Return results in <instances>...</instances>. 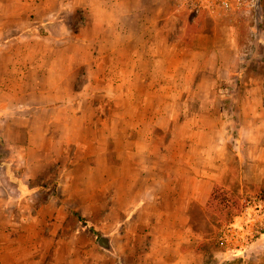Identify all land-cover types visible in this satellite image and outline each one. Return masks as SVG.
<instances>
[{
    "label": "crops",
    "instance_id": "obj_1",
    "mask_svg": "<svg viewBox=\"0 0 264 264\" xmlns=\"http://www.w3.org/2000/svg\"><path fill=\"white\" fill-rule=\"evenodd\" d=\"M27 35L19 30L0 46V54L10 59L5 70L11 71L0 89V146L7 151L0 157V264L48 263L47 246H52L51 263L59 264L60 220L79 210L76 200L91 229L117 230L124 247L138 248L137 255L103 256L114 258V264H200L194 216L199 207L205 211L214 186L229 173L226 98H190L191 91L187 98L144 94L153 87L187 85V64L174 68L171 37L162 49L170 57L164 64L151 45L136 50L150 60L136 61V87L144 92L135 98L113 95L105 104L90 98L94 88H88L100 86L110 96L109 88L120 86L106 75V62L93 57L84 62V54L76 61L73 52L63 62L67 52L52 48L50 62L40 57L27 69L22 61ZM225 75L196 70V88L213 90ZM93 105L97 111L88 112ZM234 105L244 129L236 141L244 137L260 146L258 158L264 160V99L243 98ZM103 119H111L112 131ZM124 123L133 138L126 137ZM154 247L162 253L154 255ZM95 263L88 258L82 264Z\"/></svg>",
    "mask_w": 264,
    "mask_h": 264
},
{
    "label": "rangeland",
    "instance_id": "obj_2",
    "mask_svg": "<svg viewBox=\"0 0 264 264\" xmlns=\"http://www.w3.org/2000/svg\"><path fill=\"white\" fill-rule=\"evenodd\" d=\"M54 1L0 0V46L15 32H28L23 39L26 53L22 58L27 69L40 57L50 62L52 48L67 52L61 56L63 62L70 52L74 53L72 58L76 61L84 54V62L92 57L96 62H106V75L120 83L117 88H109L110 96H104L100 86L88 88L89 92L94 88L90 98H103L105 104L113 95L135 98L136 94H141L139 90L144 92V88L136 87V61L143 55L142 52L136 55V50L151 45L161 53L157 62L164 64L170 57L165 56L162 49L165 41L170 45L172 37V62L174 68L187 64L184 71L187 85L153 87L144 94L150 98L156 94L159 98H187L191 91L190 98H226L230 104L229 108L226 104L231 138L227 152L229 173L225 174L224 183L216 184L220 199L224 198L222 209L225 211L208 208L209 200L205 211L199 207L194 216L196 228L199 226L197 255H200V264H264V160L258 158L263 152L260 146L245 141L244 137L236 141L244 129L234 107L243 98L264 99V0H75L73 5L63 8L55 6ZM74 30L80 33L68 39ZM5 55L0 54V89L4 87V77L11 72L5 70V64L10 62ZM142 62L146 64L150 60L142 57ZM200 69L215 73L219 70L226 75L218 78L213 90L206 86L196 88L198 77L195 80L194 76ZM155 77H161V72L156 71ZM72 89L70 86L69 95ZM183 90H187V95ZM110 103L113 105L112 100L111 106ZM86 109L90 113L97 111L95 105ZM102 122L109 131L113 130L111 119ZM127 124L124 123V133L127 138H133ZM6 153L0 146V157L5 158ZM75 203L79 204L80 200ZM78 204L76 214L60 220L56 236L60 238L59 264H82L88 258L95 260V264H114V258L103 256L139 253L138 248L123 246L117 230L91 229ZM113 219L115 217L110 222H114ZM232 224L233 229H228ZM28 234L35 236V232ZM103 234L112 236L113 253L98 244ZM159 253H162L160 248L154 247L153 254ZM44 254L45 261H50L45 264H52V246H47Z\"/></svg>",
    "mask_w": 264,
    "mask_h": 264
},
{
    "label": "trees",
    "instance_id": "obj_3",
    "mask_svg": "<svg viewBox=\"0 0 264 264\" xmlns=\"http://www.w3.org/2000/svg\"><path fill=\"white\" fill-rule=\"evenodd\" d=\"M218 190L219 188L215 185L209 198L208 208L214 209L215 211L223 212L225 211L224 209H222L223 207H225L224 203H222L224 198L220 199V193ZM197 228H199V226H197Z\"/></svg>",
    "mask_w": 264,
    "mask_h": 264
},
{
    "label": "water",
    "instance_id": "obj_4",
    "mask_svg": "<svg viewBox=\"0 0 264 264\" xmlns=\"http://www.w3.org/2000/svg\"><path fill=\"white\" fill-rule=\"evenodd\" d=\"M98 244L107 250H112L111 236L110 235H101L98 238Z\"/></svg>",
    "mask_w": 264,
    "mask_h": 264
},
{
    "label": "built area",
    "instance_id": "obj_5",
    "mask_svg": "<svg viewBox=\"0 0 264 264\" xmlns=\"http://www.w3.org/2000/svg\"><path fill=\"white\" fill-rule=\"evenodd\" d=\"M234 226V224H232V225H229L228 226V229H233L232 227ZM235 229V228H234Z\"/></svg>",
    "mask_w": 264,
    "mask_h": 264
}]
</instances>
